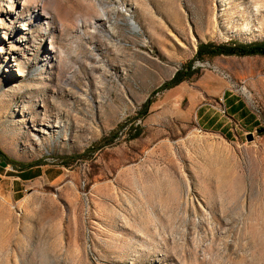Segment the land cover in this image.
Instances as JSON below:
<instances>
[{
  "label": "rangeland",
  "instance_id": "rangeland-1",
  "mask_svg": "<svg viewBox=\"0 0 264 264\" xmlns=\"http://www.w3.org/2000/svg\"><path fill=\"white\" fill-rule=\"evenodd\" d=\"M231 42L264 0H0V264H264V56L196 59Z\"/></svg>",
  "mask_w": 264,
  "mask_h": 264
},
{
  "label": "trees",
  "instance_id": "trees-1",
  "mask_svg": "<svg viewBox=\"0 0 264 264\" xmlns=\"http://www.w3.org/2000/svg\"><path fill=\"white\" fill-rule=\"evenodd\" d=\"M264 56V43H253V44H245L238 42L231 43H202L198 46V50L196 53V59L203 60L205 57H217V56H238V57H246V56ZM195 74V70L193 69V62H190L184 65V69L178 71L177 74L171 79L169 82L165 83L159 91L172 89L186 79L191 78ZM153 103L152 99H149L143 106L140 111L139 116L144 118L147 116L149 108ZM141 133V129L137 128L136 134H134V138L139 136ZM0 158L1 163L4 165H8V158L0 149Z\"/></svg>",
  "mask_w": 264,
  "mask_h": 264
},
{
  "label": "water",
  "instance_id": "water-1",
  "mask_svg": "<svg viewBox=\"0 0 264 264\" xmlns=\"http://www.w3.org/2000/svg\"><path fill=\"white\" fill-rule=\"evenodd\" d=\"M261 131V130H260ZM247 140L249 141V142H252L253 140H254V135L253 134H248L247 135Z\"/></svg>",
  "mask_w": 264,
  "mask_h": 264
},
{
  "label": "bare ground",
  "instance_id": "bare-ground-1",
  "mask_svg": "<svg viewBox=\"0 0 264 264\" xmlns=\"http://www.w3.org/2000/svg\"><path fill=\"white\" fill-rule=\"evenodd\" d=\"M246 90V89H245Z\"/></svg>",
  "mask_w": 264,
  "mask_h": 264
}]
</instances>
